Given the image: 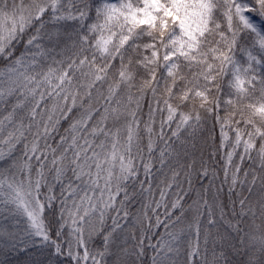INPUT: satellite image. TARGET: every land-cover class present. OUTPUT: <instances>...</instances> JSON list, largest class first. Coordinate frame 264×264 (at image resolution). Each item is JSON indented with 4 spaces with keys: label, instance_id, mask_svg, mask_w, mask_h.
<instances>
[{
    "label": "snow or ice",
    "instance_id": "1",
    "mask_svg": "<svg viewBox=\"0 0 264 264\" xmlns=\"http://www.w3.org/2000/svg\"><path fill=\"white\" fill-rule=\"evenodd\" d=\"M0 264H264V0H0Z\"/></svg>",
    "mask_w": 264,
    "mask_h": 264
}]
</instances>
